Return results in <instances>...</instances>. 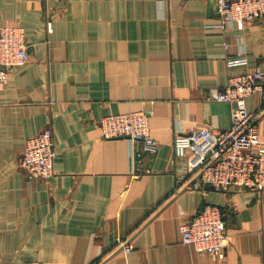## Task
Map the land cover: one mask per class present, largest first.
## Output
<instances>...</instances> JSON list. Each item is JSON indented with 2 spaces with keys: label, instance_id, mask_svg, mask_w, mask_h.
Returning a JSON list of instances; mask_svg holds the SVG:
<instances>
[{
  "label": "crops",
  "instance_id": "1",
  "mask_svg": "<svg viewBox=\"0 0 264 264\" xmlns=\"http://www.w3.org/2000/svg\"><path fill=\"white\" fill-rule=\"evenodd\" d=\"M217 22V0H0V27L22 26L30 52L0 91V264H264V193L194 174L175 193V137L228 129L231 105L209 94L264 71V21ZM135 111L150 115L157 150L103 138L102 118ZM47 126L54 175L29 179L23 150ZM258 131L264 140V111ZM206 204L224 215L222 260L182 242L180 225Z\"/></svg>",
  "mask_w": 264,
  "mask_h": 264
},
{
  "label": "built area",
  "instance_id": "2",
  "mask_svg": "<svg viewBox=\"0 0 264 264\" xmlns=\"http://www.w3.org/2000/svg\"><path fill=\"white\" fill-rule=\"evenodd\" d=\"M218 22L212 27L222 32L232 28L243 30L247 24L264 21V0H217ZM30 57L25 29L18 24L0 27V91L9 82L13 67L25 64ZM247 64L246 57L228 59V65ZM261 94L259 107L251 111L247 98ZM210 100L231 105V126L215 131L212 128L179 133L174 140V159L180 164L179 185L194 174L203 184L226 192L231 187L247 188L264 193V140L260 138L258 120L264 111V71H245L231 76L222 90H213ZM103 138L129 137L142 140L145 149L155 151L158 142L151 136L150 115L144 111L106 116L100 121ZM56 159L53 130L47 126L30 138L20 159V168L29 179L47 180L54 175ZM179 231L182 242L199 253L224 259L227 234L222 210L206 204L197 214L183 222ZM126 253L131 246L118 239ZM16 264H45L29 261Z\"/></svg>",
  "mask_w": 264,
  "mask_h": 264
}]
</instances>
